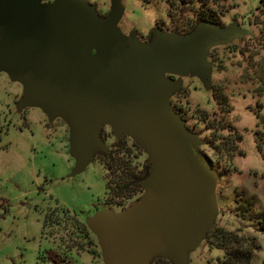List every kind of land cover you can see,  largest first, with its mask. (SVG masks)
<instances>
[{
	"label": "water",
	"instance_id": "1",
	"mask_svg": "<svg viewBox=\"0 0 264 264\" xmlns=\"http://www.w3.org/2000/svg\"><path fill=\"white\" fill-rule=\"evenodd\" d=\"M110 1L101 16L88 0H0V69L24 84L18 106L66 122L77 169L108 153L104 125L147 155L142 197L93 221L106 264H149L154 254L178 261L213 228L219 175L199 149L206 141L171 103L182 90L173 76L190 73L210 87L209 50L252 32L248 21H202L184 35L154 28L143 43L122 32L125 8Z\"/></svg>",
	"mask_w": 264,
	"mask_h": 264
},
{
	"label": "rangeland",
	"instance_id": "2",
	"mask_svg": "<svg viewBox=\"0 0 264 264\" xmlns=\"http://www.w3.org/2000/svg\"><path fill=\"white\" fill-rule=\"evenodd\" d=\"M121 1L125 12L119 27L125 35L137 31L143 43L156 26L167 32L178 26L184 35L197 20L192 6L195 0H176L171 5L173 15L174 8L181 12L174 22L167 0ZM217 1L220 25L237 22L243 27L248 21L252 33L209 50L210 87L193 74L174 75L182 82V90L174 93L171 103L181 110L187 127L199 133L200 139L211 140L212 146L199 148L219 175L210 232L223 230L236 242L230 246L232 250L251 249V264H264V158L256 142L264 134V97L257 96L259 82L255 78L257 72L264 74V13L257 10L260 0ZM110 2L90 0L102 13L109 10ZM214 87L228 104L222 111L213 100ZM24 88L19 79L0 69V264H106L102 234L94 227V219L109 209L122 213L142 197L145 189L141 187V194L132 189L122 198L108 195L107 171L101 161L106 153H96L95 159L77 169L66 122L59 118L50 121L40 106H18ZM201 112L228 121L236 134H229L225 122L226 129L206 130L199 119ZM101 136L108 151L122 157L119 164L123 175L130 172L141 176L148 157L137 143L129 136L118 139L110 125L102 126ZM221 136L232 140L231 147L237 136L242 137L229 160L223 153L226 150L215 155L213 142ZM119 141L129 150L123 152L116 145ZM116 173L120 174L118 170ZM251 199L253 208L244 213L243 207L239 212L242 202ZM80 222L90 238L77 234ZM227 251L217 249L205 236L196 247L186 248L181 260L154 254L149 264H221Z\"/></svg>",
	"mask_w": 264,
	"mask_h": 264
},
{
	"label": "trees",
	"instance_id": "3",
	"mask_svg": "<svg viewBox=\"0 0 264 264\" xmlns=\"http://www.w3.org/2000/svg\"><path fill=\"white\" fill-rule=\"evenodd\" d=\"M192 2V0H191ZM176 0H167L166 1V5L168 6V10L169 11V15L172 16V22H174V20L176 18H179L181 15V12L178 10H175V15L172 14L173 11L171 5L176 4ZM216 5H218V1L217 0H195V4H193L192 6L193 11L197 17L196 22H194L193 24H190V28L187 30L188 32H190L195 25H197V23L202 22V21H210V22H214V24H220V18L219 16H221V12L218 11ZM216 7V9H215ZM258 11H260L261 13H264V0H260V6H258L257 8ZM177 13L179 14V16H176ZM186 25H189L186 24ZM175 31L178 32V34H180V32L178 31V26H176L174 28ZM187 32V33H188ZM257 76L255 77L256 80L259 82V87L256 89V93L257 96H262L264 97V74L263 73H255ZM212 97L213 100L217 103V105L219 106V109L222 111L223 107H228V104L226 102V99L224 96L220 95V92L218 93L217 90H215V87L213 88V93H212ZM176 113L180 115V117L186 122V120L184 119V115L181 113V110H179L177 108V106H173ZM224 112V111H223ZM202 115H199V119L200 122L206 127V130H211L214 131V129H216L217 127H224V122L225 124H227V131L229 132V134L231 135V133L236 134L235 128H233L229 122L225 121L223 122V119L219 121V119L216 118L215 116L214 118H211V115L209 113L205 114L203 112H201ZM225 113V112H224ZM221 114V113H220ZM223 128V129H224ZM189 130L193 131L194 130L190 127H188ZM221 130V129H220ZM195 133V132H194ZM264 133V132H262ZM199 134V133H198ZM257 135V134H256ZM215 137V136H212ZM205 140V139H203ZM206 143L208 145H211V140L207 141L205 140ZM230 141H232L231 139H229V137L223 138L222 136L219 137L218 139H214V142L217 143V146H214V142H213V149L215 150V155L217 157V155H219V152H223L226 154V156H228V160L230 158L233 157V155L235 154L234 151H236L235 149L238 147V144L242 141V137L241 136H237L235 139V146L233 145L232 147L229 145ZM257 142L258 145V149L261 151L263 158H264V134L263 136L260 138V142ZM117 146H120L123 148V152L128 151L129 147L126 145V143H123L121 141L118 142V144H116ZM136 146V145H134ZM118 151V150H117ZM105 154V153H104ZM116 153L112 150L108 151V153H106L105 159L101 160L102 164L105 167V170L107 171V177H106V182H107V189H108V195H113L114 197H123L124 194H126L129 191H133L132 189H135L134 191L139 192L140 194L142 193V188L139 186V183L145 179L148 174H149V164H148V159L143 162L142 165V174L141 176H136L133 173H126L123 175L124 170L120 169L121 164V158L120 156L115 155ZM119 155V154H118ZM210 161V160H209ZM220 161H217V163H219ZM212 168L215 170V166L212 165L213 163L210 161ZM116 170L119 171L120 174L116 173ZM119 176V178H118ZM245 202V204H244ZM243 206L241 205V207L238 209L239 212L243 211V207H245V211H249L253 208L252 206V199L251 200H244L242 202ZM263 219V226H264V218ZM45 222L47 223V219L45 220ZM49 223V222H48ZM77 234L79 236H84V238H87V236L90 238V235L88 233L87 228L85 227V225L80 222L77 225ZM264 231V228L262 229ZM206 237H208L209 239H212L216 245L217 249H225L228 250L227 252H225V256H224V260L221 262V264H251V260H252V251L251 249L249 250H243L239 247H237L236 249H231L230 246L233 243H236L234 241V239H232V237H230V235L226 234V232H224L221 229H215L214 231L212 230L211 232H208V234L206 235ZM231 249V250H230Z\"/></svg>",
	"mask_w": 264,
	"mask_h": 264
},
{
	"label": "flooded vegetation",
	"instance_id": "4",
	"mask_svg": "<svg viewBox=\"0 0 264 264\" xmlns=\"http://www.w3.org/2000/svg\"><path fill=\"white\" fill-rule=\"evenodd\" d=\"M89 1V3H90V0H88ZM91 5H93V4H91ZM96 10H97V8H96ZM97 12H98V10H97ZM101 16H105V15H107L108 13H109V10H105V12H98ZM155 28H160L161 29V26H156ZM161 30H163V29H161ZM164 31V30H163ZM166 31V30H165ZM136 33H137V31H136ZM138 34V33H137ZM150 39H152V33H150L149 34V36H148V38L147 39H145V41L147 42V41H149ZM19 100V99H18ZM20 117V116H19Z\"/></svg>",
	"mask_w": 264,
	"mask_h": 264
}]
</instances>
